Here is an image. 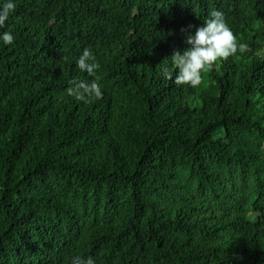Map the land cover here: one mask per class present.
Listing matches in <instances>:
<instances>
[{
    "label": "trees",
    "instance_id": "obj_1",
    "mask_svg": "<svg viewBox=\"0 0 264 264\" xmlns=\"http://www.w3.org/2000/svg\"><path fill=\"white\" fill-rule=\"evenodd\" d=\"M0 43V264H264V0H15ZM213 10L248 44L174 83ZM84 48L100 67L76 66ZM166 64L173 78L161 74ZM103 95L78 101L72 82Z\"/></svg>",
    "mask_w": 264,
    "mask_h": 264
},
{
    "label": "clouds",
    "instance_id": "obj_2",
    "mask_svg": "<svg viewBox=\"0 0 264 264\" xmlns=\"http://www.w3.org/2000/svg\"><path fill=\"white\" fill-rule=\"evenodd\" d=\"M16 9L15 0H0V28H3L9 16ZM192 25L185 32L184 43L187 45L182 50H174L171 55V64L174 66V83L196 87L202 82L203 73L210 70L218 61H225L230 56L249 50L248 44L237 41L232 29L228 26L224 13L213 10L210 17L192 31ZM14 35L11 31L0 32V43L11 45ZM77 68L89 76H95L100 67L89 48H84L75 61ZM164 78H173V72L164 64L160 68ZM67 94L78 101H86L90 97L100 99L103 95L102 88L97 79L79 80L72 82L67 88ZM69 264H96L92 256L74 255Z\"/></svg>",
    "mask_w": 264,
    "mask_h": 264
}]
</instances>
